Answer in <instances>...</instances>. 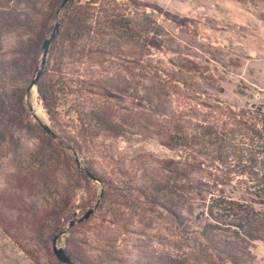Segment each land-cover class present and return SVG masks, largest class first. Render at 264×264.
Wrapping results in <instances>:
<instances>
[{"label":"rangeland","instance_id":"1","mask_svg":"<svg viewBox=\"0 0 264 264\" xmlns=\"http://www.w3.org/2000/svg\"><path fill=\"white\" fill-rule=\"evenodd\" d=\"M61 2L0 0V264L65 229L75 264H264V0Z\"/></svg>","mask_w":264,"mask_h":264},{"label":"trees","instance_id":"2","mask_svg":"<svg viewBox=\"0 0 264 264\" xmlns=\"http://www.w3.org/2000/svg\"><path fill=\"white\" fill-rule=\"evenodd\" d=\"M38 40L35 41V46L39 43V38H37ZM38 42V43H37ZM37 91L39 92V95L41 96V98L46 102L49 100V97L46 92V89L43 86V83L41 82V79L38 81L37 85ZM46 87V86H45ZM22 90V89H21ZM20 90V91H21ZM19 91V94L21 93ZM23 96L20 94V97H16L15 98V105L16 102H21ZM249 161V164H251L253 167H255V171L251 172V176H252V180L251 182H253L254 185H252V187H249L248 189H245L247 193L250 194V196L255 199V202L257 203V205H259V207H264V157L258 159H244V161ZM247 210V209H244ZM255 218V217H254ZM232 221H234V217H232ZM250 219V221H249ZM256 219H253L251 217H247V212H246V217L244 218H239L238 221H234L232 222V226L233 227H241V228H245V227H249V223L252 224ZM251 226V225H250ZM249 231V230H248ZM247 235H250V241L252 240H257V241H262L264 242V236L260 237V236H256L255 233H246Z\"/></svg>","mask_w":264,"mask_h":264},{"label":"water","instance_id":"3","mask_svg":"<svg viewBox=\"0 0 264 264\" xmlns=\"http://www.w3.org/2000/svg\"><path fill=\"white\" fill-rule=\"evenodd\" d=\"M69 0H62V2L59 4V8H61L65 3H67ZM57 22H54L53 24V29L49 37L44 38L42 42V48L43 52H41V61H40V66L36 71V74L34 75V78L31 80L30 84H28V89L30 90L34 85L37 84L39 77H40V72L41 68L43 67V64L45 62V57L46 53L48 52L49 49V44L52 41V39L56 36L57 33ZM50 132V131H49ZM51 133V132H50ZM51 136L54 137L53 133L50 134ZM92 209H89L82 217L78 219H72L69 221L68 226L71 227L73 224H76L78 222H81L83 219L88 218L90 213L92 212ZM67 230H62L58 234H55L52 238V251L55 255V257L58 259L63 264H75L74 261L71 259V257L65 253L64 249L60 246H58L57 239L58 237H61L63 234H65Z\"/></svg>","mask_w":264,"mask_h":264},{"label":"bare ground","instance_id":"4","mask_svg":"<svg viewBox=\"0 0 264 264\" xmlns=\"http://www.w3.org/2000/svg\"><path fill=\"white\" fill-rule=\"evenodd\" d=\"M31 92H33V89L31 90Z\"/></svg>","mask_w":264,"mask_h":264}]
</instances>
